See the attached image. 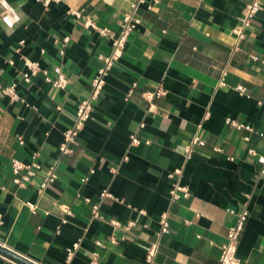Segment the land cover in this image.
Masks as SVG:
<instances>
[{"label":"crops","instance_id":"obj_1","mask_svg":"<svg viewBox=\"0 0 264 264\" xmlns=\"http://www.w3.org/2000/svg\"><path fill=\"white\" fill-rule=\"evenodd\" d=\"M9 1L21 20L9 28L0 17V79L17 82L25 101L0 95V243L40 264H148L160 215L169 211L170 231L161 235L153 264H219L220 245L235 221L229 209L248 202L238 255L246 264H264V174L258 162L264 154V0L242 38L235 29L254 0H148L151 7L139 8L142 22L68 154L60 151L63 133L92 90L98 54L110 52L134 0L49 6ZM87 18L108 34L86 25ZM24 57L51 75L60 65L67 88L52 87L41 74L24 81ZM160 86L167 93L149 100L147 93ZM228 117L253 130L227 123ZM132 134L138 144L131 143ZM195 135L206 143L187 159L184 147ZM36 151L43 168L25 171L32 181L17 185L12 159L29 162ZM53 164L58 177L39 193ZM177 168L181 174L170 177ZM85 175L89 179L82 181ZM176 181L188 191L171 201ZM104 189L116 198L101 199ZM96 203L99 217L92 214ZM141 209L146 214L139 215ZM131 220L135 225L126 229ZM76 241L79 248L68 261ZM0 264L19 263L0 254Z\"/></svg>","mask_w":264,"mask_h":264},{"label":"built area","instance_id":"obj_2","mask_svg":"<svg viewBox=\"0 0 264 264\" xmlns=\"http://www.w3.org/2000/svg\"><path fill=\"white\" fill-rule=\"evenodd\" d=\"M45 5L49 6L53 2H61L62 0H41ZM7 5L10 6V9H6L3 5H0L2 10L0 12V17L2 22L9 27L4 22V16H18L19 20L12 25L13 28L20 20L21 15L16 7L9 1L6 0ZM147 4L148 7H151V3H148V0H134L131 4L130 10L126 12L123 16L122 24L118 35L113 39L112 47L110 52L108 53H99L98 58L100 61L99 67L92 79V90L90 94L85 97L77 106L75 119L71 123L70 127L67 128L63 133V141L60 145V151L62 154H68L73 152V145L76 142V138L79 135L80 131L84 128L87 121L91 118L95 101L100 97L102 92L105 89V85L107 83L108 76L111 71L115 67L116 63L119 61L121 56L124 53V49L127 41L130 36L137 30L139 25L142 22V19L139 15V8ZM262 9L260 0H254L250 3H247L244 8L243 16L241 17L240 26L235 29V32L239 37H244L246 29L249 28L256 16V14ZM73 15L77 18H82L84 15L81 10H72ZM85 24L88 26H92L94 29H97L101 34L107 35L109 30L107 28L98 27L90 18H87ZM69 40V36L65 38V41ZM24 43V40L21 41ZM60 53H64V49L60 50ZM251 58L255 61H259V56L257 54H251ZM25 64L27 66V71L23 74V79L26 82H31L32 77L38 74L44 76L45 80L52 85V87L56 89H66L69 83V79L65 72L63 71L60 65H55L53 67V75L47 69H43L38 61L32 60L28 57H24ZM264 63V60H261ZM137 82H133L132 86L129 88L127 92L126 99L132 95L134 88L136 87ZM237 89L242 93H247L248 89L243 85H238ZM167 90L160 86L155 91H150L147 93V98L149 100L154 99L155 97H159L165 95ZM0 95L2 97H7L10 101H25V99L21 96L17 89V82H8L5 83L0 79ZM262 103V101H260ZM153 105L150 107L152 108ZM58 109H61L59 106ZM226 122L234 125L235 127H245L249 130H253L252 125L240 123L230 117L226 119ZM264 136V133H261ZM140 139L137 134L131 135V143L138 144ZM206 141L200 135H195L191 141H189L185 147L184 152L186 158H190L194 153L196 146L205 145ZM216 150H221L220 148H216ZM250 154L255 155L258 153L255 149L249 150ZM39 152L36 151L32 154L31 160L29 162H23L18 159H12L11 165L14 173L13 181L19 186H23L32 181L31 177L25 173V171L29 169H37L41 170L43 168V163L38 159ZM258 162L262 165L260 170L261 174H264V154L258 155ZM93 172V170L91 171ZM181 174V169L177 168L172 171L169 176H179ZM58 177V168L57 165L53 164L46 169L44 172L39 184H38V192L43 193L48 186L51 185L52 182L56 180ZM89 176L85 175L82 177V181H87ZM188 191V187L182 185L179 181H176L173 184L171 189L170 200L175 201L180 198L181 192ZM101 199L104 198H116L112 193H110L107 189H104L100 193ZM249 198V195H248ZM87 202L90 201L89 198L85 199ZM32 211L37 210V205L32 202H27ZM63 212L66 215H71V209L69 206L62 207ZM229 212L235 216L234 223L228 228L226 233V240L220 245V257L219 264H246L244 259H242L238 255V245L240 243L245 225L250 215L248 202L244 203V206L240 209H229ZM92 214L94 217H99L100 215V204L96 203L92 206ZM146 214L145 210H140L139 215ZM66 221V219H64ZM112 223L116 226L120 225V222L113 220ZM136 221L131 220L124 227L129 229L133 225H135ZM170 231V214L169 211H165L160 215L159 218V229L157 232V237L153 240L147 250L146 261L148 264H153L160 248V237L163 234L169 233ZM80 241H76L72 247L68 248L67 260L70 261L75 253V251L79 248ZM96 257H94V260Z\"/></svg>","mask_w":264,"mask_h":264},{"label":"water","instance_id":"obj_3","mask_svg":"<svg viewBox=\"0 0 264 264\" xmlns=\"http://www.w3.org/2000/svg\"><path fill=\"white\" fill-rule=\"evenodd\" d=\"M0 254L19 264H40L0 243Z\"/></svg>","mask_w":264,"mask_h":264},{"label":"clouds","instance_id":"obj_4","mask_svg":"<svg viewBox=\"0 0 264 264\" xmlns=\"http://www.w3.org/2000/svg\"><path fill=\"white\" fill-rule=\"evenodd\" d=\"M0 5H3L6 9H10V6L7 5L6 0H0ZM19 20L18 16H4V22L9 26V28L12 27L14 23H16Z\"/></svg>","mask_w":264,"mask_h":264}]
</instances>
